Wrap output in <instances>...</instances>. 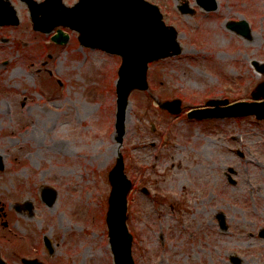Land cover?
<instances>
[{"label": "rangeland", "instance_id": "374dc122", "mask_svg": "<svg viewBox=\"0 0 264 264\" xmlns=\"http://www.w3.org/2000/svg\"><path fill=\"white\" fill-rule=\"evenodd\" d=\"M149 1L176 29L182 51L152 60L147 90L128 96L119 149L132 181L127 224L134 262L230 264L228 256L237 254L240 264H264V238L257 234L264 228V120L186 116L209 98L250 100L264 80L251 65L264 62V0H217L214 11L181 0L192 14H181L178 0ZM12 4L20 23L0 26V255L7 264H22L21 257L114 264L104 220L107 174L118 149L113 124L121 58L82 46L68 27H62L68 41L54 43L56 28L33 30L26 4ZM240 19L250 26L249 39L226 26ZM173 98L181 99L179 114L158 104ZM43 186L57 191L52 206L41 200ZM24 200L33 203L30 214L15 209Z\"/></svg>", "mask_w": 264, "mask_h": 264}, {"label": "water", "instance_id": "95a60500", "mask_svg": "<svg viewBox=\"0 0 264 264\" xmlns=\"http://www.w3.org/2000/svg\"><path fill=\"white\" fill-rule=\"evenodd\" d=\"M29 7L33 28L44 32L51 31L57 25L69 26L79 32L81 44L102 48L111 53L121 55L122 62L118 70L116 82V120L115 140L120 144L124 135V120L128 95L133 89H147L146 69L148 63L181 51L176 40L177 32L173 26L166 25L156 4L147 0H79L72 6H66L62 0H22ZM205 10L217 8L216 0H196ZM182 12H193L187 3L179 6ZM9 0H0V25L17 24L18 16ZM229 28L250 37V28L244 19L229 21ZM68 36L61 29L52 35V40L65 42ZM254 67L264 72V63L253 61ZM251 92L252 101L229 103L227 99L207 100L205 107H197L188 111L189 118H225L255 115L264 119V81L259 82ZM162 108L171 113H179V99L165 100ZM115 164L108 172L111 186L108 196L106 224L108 238L114 264H134L131 253L132 234L128 230L127 194L131 181L124 172V160L120 150L117 151ZM0 154V169L4 167ZM232 172V168H229ZM56 191L50 187L42 189V199L49 206L56 199ZM31 204L28 205L31 209ZM20 207V206H19ZM219 226L226 228L224 215L217 214ZM264 236V230L259 233ZM45 245L52 253L54 248L50 240L44 238ZM239 261L238 259H234ZM24 264H43L38 259L22 258ZM0 264H5L0 258Z\"/></svg>", "mask_w": 264, "mask_h": 264}, {"label": "bare ground", "instance_id": "6f19581e", "mask_svg": "<svg viewBox=\"0 0 264 264\" xmlns=\"http://www.w3.org/2000/svg\"><path fill=\"white\" fill-rule=\"evenodd\" d=\"M129 108H130V105L128 104V107H127V110H126L125 121L127 120V117H128V114H129Z\"/></svg>", "mask_w": 264, "mask_h": 264}, {"label": "flooded vegetation", "instance_id": "af4514ba", "mask_svg": "<svg viewBox=\"0 0 264 264\" xmlns=\"http://www.w3.org/2000/svg\"><path fill=\"white\" fill-rule=\"evenodd\" d=\"M22 211H25V209L23 208Z\"/></svg>", "mask_w": 264, "mask_h": 264}]
</instances>
